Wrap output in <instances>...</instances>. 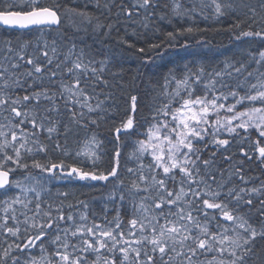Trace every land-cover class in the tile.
<instances>
[{
	"label": "snow or ice",
	"instance_id": "obj_1",
	"mask_svg": "<svg viewBox=\"0 0 264 264\" xmlns=\"http://www.w3.org/2000/svg\"><path fill=\"white\" fill-rule=\"evenodd\" d=\"M0 26V264H264V0H0Z\"/></svg>",
	"mask_w": 264,
	"mask_h": 264
},
{
	"label": "trees",
	"instance_id": "obj_2",
	"mask_svg": "<svg viewBox=\"0 0 264 264\" xmlns=\"http://www.w3.org/2000/svg\"><path fill=\"white\" fill-rule=\"evenodd\" d=\"M0 35L6 36V35H8V33L4 32L3 29H0ZM215 45L220 52H227L228 54H231V51H229V50H232V51L235 50L233 48V45L229 42V38L227 37V35H223V34L216 35ZM125 55L127 56L126 68L129 71L134 70L135 65L137 63L135 56L139 55V53L129 52V53H126ZM180 55H184V53L180 52ZM221 59H223L222 56H221ZM90 195L98 197L99 193H91Z\"/></svg>",
	"mask_w": 264,
	"mask_h": 264
},
{
	"label": "water",
	"instance_id": "obj_3",
	"mask_svg": "<svg viewBox=\"0 0 264 264\" xmlns=\"http://www.w3.org/2000/svg\"><path fill=\"white\" fill-rule=\"evenodd\" d=\"M0 27H2V28H3V26H0Z\"/></svg>",
	"mask_w": 264,
	"mask_h": 264
}]
</instances>
